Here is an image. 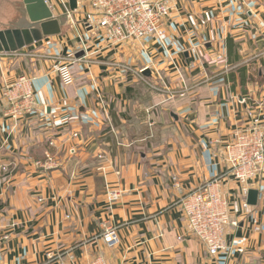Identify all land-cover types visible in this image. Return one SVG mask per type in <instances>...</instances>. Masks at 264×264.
Masks as SVG:
<instances>
[{
    "label": "crops",
    "instance_id": "0c3cea01",
    "mask_svg": "<svg viewBox=\"0 0 264 264\" xmlns=\"http://www.w3.org/2000/svg\"><path fill=\"white\" fill-rule=\"evenodd\" d=\"M174 3L164 47L104 51L84 30L87 0L73 12L47 0L59 33L0 55V264H58L48 252L80 264H264V173L246 209L239 185L220 180L238 226L215 259L184 234L178 204L225 173V146L249 108L264 127V0ZM68 62L64 85L57 70ZM21 76L33 78L36 108L13 125L2 92ZM106 226L117 228L110 247L96 238Z\"/></svg>",
    "mask_w": 264,
    "mask_h": 264
},
{
    "label": "built area",
    "instance_id": "2783aa9c",
    "mask_svg": "<svg viewBox=\"0 0 264 264\" xmlns=\"http://www.w3.org/2000/svg\"><path fill=\"white\" fill-rule=\"evenodd\" d=\"M58 1L65 6L66 0ZM87 1L92 13L88 16L84 30L91 35V40L98 42L100 49L108 51L130 42L148 39L164 47L167 40L165 22L175 10L174 0ZM44 2L47 4V0ZM66 11L67 14L70 13L67 9ZM50 45V42H46V46ZM57 73L64 85H69L74 80L69 62L61 64ZM186 91L184 88L177 95L184 96ZM4 96L9 104L8 117L13 122H17L21 116L31 114L36 108L32 85L25 78L16 82ZM261 112L258 107L249 108L247 116L250 121L234 130L232 140L225 146L223 154L227 165L225 173L179 199L178 204L185 222L184 234L196 238L209 258L215 259L228 252L224 234L228 228L238 226L231 215L230 201L219 191L220 180L228 177L239 185L241 208L246 209V196L251 182L264 173V127L260 121ZM2 170L6 171V168ZM118 197L119 193L116 191L107 194L109 203L116 201ZM116 229L106 226L96 238L108 247L113 246L117 243ZM3 239H8V236L5 235ZM44 257L46 261L56 260L58 264H80L70 253L48 252ZM86 264L108 263L101 255H97Z\"/></svg>",
    "mask_w": 264,
    "mask_h": 264
},
{
    "label": "water",
    "instance_id": "95a60500",
    "mask_svg": "<svg viewBox=\"0 0 264 264\" xmlns=\"http://www.w3.org/2000/svg\"><path fill=\"white\" fill-rule=\"evenodd\" d=\"M70 11L77 8V0H68ZM59 33L56 19L44 0H0V55L10 56ZM144 76L149 72L144 71ZM241 99V98H240ZM258 192L250 189L246 204H257Z\"/></svg>",
    "mask_w": 264,
    "mask_h": 264
},
{
    "label": "rangeland",
    "instance_id": "374dc122",
    "mask_svg": "<svg viewBox=\"0 0 264 264\" xmlns=\"http://www.w3.org/2000/svg\"><path fill=\"white\" fill-rule=\"evenodd\" d=\"M67 6V5H66ZM67 9V8H66ZM165 30H166V28H165ZM166 34H167V32H166ZM59 77V76H58ZM22 78H25V79H27V80H29L30 81V83H31V85H32V82H33V78H31V77H26V76H21V77H19L13 84H11V85H9V86H6L4 89H3V92H2V95H4V94H7V90L9 89V88H12V86L16 83V82H18L20 79H22ZM32 91H33V89H32ZM34 94V93H33ZM5 97V96H4ZM6 98V97H5ZM34 99H35V96H34ZM257 106H259V105H257ZM35 111V110H34ZM33 111V112H34ZM32 112V113H33ZM31 113V114H32ZM31 114H28V115H31ZM28 115H25V116H28ZM25 116H21L20 118H19V120H21L22 118H24ZM7 118H8V120H10L9 119V117L7 116ZM18 120V121H19ZM17 121V122H18ZM17 122H13L12 121V123H13V125H16L17 124ZM74 137H76V136H74ZM231 215H232V211H231Z\"/></svg>",
    "mask_w": 264,
    "mask_h": 264
},
{
    "label": "trees",
    "instance_id": "16d2710c",
    "mask_svg": "<svg viewBox=\"0 0 264 264\" xmlns=\"http://www.w3.org/2000/svg\"><path fill=\"white\" fill-rule=\"evenodd\" d=\"M238 75L241 79H243L242 82L245 81L244 79L246 78V69L245 68L239 69Z\"/></svg>",
    "mask_w": 264,
    "mask_h": 264
}]
</instances>
